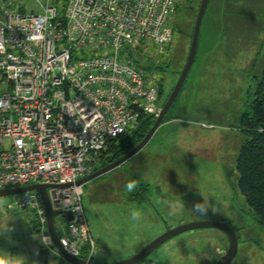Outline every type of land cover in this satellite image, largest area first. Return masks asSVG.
I'll return each instance as SVG.
<instances>
[{"label": "rangeland", "instance_id": "rangeland-1", "mask_svg": "<svg viewBox=\"0 0 264 264\" xmlns=\"http://www.w3.org/2000/svg\"><path fill=\"white\" fill-rule=\"evenodd\" d=\"M177 1L181 4L169 20L173 41L163 50L152 45L143 48L159 67L153 74L163 89L159 110L186 65L202 0ZM67 2L61 0L57 6L60 13ZM18 4L29 11L37 8L35 0ZM263 73L264 0H210L194 64L167 121L138 157L84 185L83 208L96 246L95 263L128 259L169 229L215 221L237 230L238 253L230 264H264V225L241 194L237 172L247 139L241 116ZM101 165L100 160L96 169ZM129 170L151 185L140 204L122 199L120 187ZM14 197L0 198V260L61 264L55 248L43 243L46 229L42 230L36 213L13 211ZM55 226L59 232L67 231L63 216L55 218ZM228 248L229 238L222 230L196 229L168 240L145 260L216 264Z\"/></svg>", "mask_w": 264, "mask_h": 264}, {"label": "built area", "instance_id": "built-area-1", "mask_svg": "<svg viewBox=\"0 0 264 264\" xmlns=\"http://www.w3.org/2000/svg\"><path fill=\"white\" fill-rule=\"evenodd\" d=\"M16 2L0 0V190L52 186V209L72 213L59 215L62 246L95 263L78 181L96 171L110 140L159 115V84L130 54L173 41L176 0H68L63 14L53 0L25 13ZM12 205L34 211L45 246L72 264L54 246L39 193L17 194Z\"/></svg>", "mask_w": 264, "mask_h": 264}, {"label": "trees", "instance_id": "trees-1", "mask_svg": "<svg viewBox=\"0 0 264 264\" xmlns=\"http://www.w3.org/2000/svg\"><path fill=\"white\" fill-rule=\"evenodd\" d=\"M60 2L61 0H53V4L56 7L61 4ZM18 3L16 2L22 13L29 11L25 5L20 6ZM180 4L177 1L175 8L177 9ZM199 8L200 5L197 13ZM130 58L140 69L152 75L155 68L159 69L154 62L155 58L147 56L143 49L131 52ZM158 86L160 101L163 89L162 84ZM168 113L162 124L167 121ZM156 119L157 117L154 116H142L132 131L123 137L110 140L107 149L102 153L101 167L115 162L141 143L153 127ZM240 121L241 129L246 133L247 139L242 144L237 160L238 187L247 204L257 214L258 223L264 225V73L257 80L254 89L250 93V99L246 102V109L242 113ZM138 154L132 159L138 157ZM122 166L113 171L119 170ZM125 174L128 175V178H126V182H123L122 187H120L123 195L122 199H126L129 203L132 202L133 204L142 203L146 199L151 185L148 182L138 180L136 176L131 174L130 170L125 171Z\"/></svg>", "mask_w": 264, "mask_h": 264}, {"label": "water", "instance_id": "water-1", "mask_svg": "<svg viewBox=\"0 0 264 264\" xmlns=\"http://www.w3.org/2000/svg\"><path fill=\"white\" fill-rule=\"evenodd\" d=\"M209 2L210 0L201 1L200 8H199L197 18L195 21V27H194L190 52H189L186 65L184 67V70L175 88L173 89L170 97L168 98L163 108L160 110L159 115L157 116V119L153 127L147 134V136L142 140L141 143H139L134 149H132L126 155L116 160L115 162L108 164L107 166L101 167L100 169L92 173L91 175L79 180L78 184L85 185L88 182L94 179L100 178L101 176L120 167L121 165H123L124 163L132 159L134 156H136L138 153H140L143 150V148H145L147 144L150 142V140L153 138V136L155 135V133L161 126L167 113L169 112L172 105L174 104L176 98L178 97L186 81V78L188 77L191 71V68L194 64L196 53H197V48H198V43H199L200 31H201L203 19L206 14ZM49 187H52V186L47 185V184H33V185L19 187V188L1 189L0 198L6 197V196L17 195V194H21L25 192H30V191H36L37 193H39L44 203L46 217H47L48 232L53 240L54 246L63 254L66 260L72 264H139L140 262L148 258L161 245H163L168 240L174 238L175 236H178L187 231L196 230V229H204V228H214V229L222 230L223 232L227 234L229 238V248L227 252L223 256L220 257V259L217 261L216 264H230L238 253V234L234 228H232L231 226L225 223H221V222L200 221V222L187 223V224L178 226L176 228L167 230L165 233L161 234L160 236L155 238L152 242H150L147 246H145L139 253H137L136 255L128 259L121 260L118 262H111V263H88L81 258H77V257L70 255L62 246V243L59 239V236L56 230L55 218L59 215L65 214L67 218L71 220L72 213L70 211H67L66 213H64L61 211H54L52 209L49 195H48ZM13 211H16V209H14Z\"/></svg>", "mask_w": 264, "mask_h": 264}, {"label": "clouds", "instance_id": "clouds-1", "mask_svg": "<svg viewBox=\"0 0 264 264\" xmlns=\"http://www.w3.org/2000/svg\"><path fill=\"white\" fill-rule=\"evenodd\" d=\"M0 264H4V262L2 260H0Z\"/></svg>", "mask_w": 264, "mask_h": 264}]
</instances>
